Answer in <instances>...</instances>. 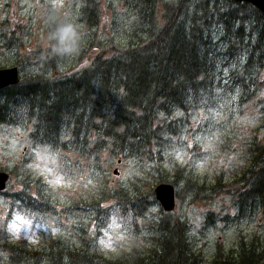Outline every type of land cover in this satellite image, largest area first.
Masks as SVG:
<instances>
[{"label": "rangeland", "instance_id": "obj_1", "mask_svg": "<svg viewBox=\"0 0 264 264\" xmlns=\"http://www.w3.org/2000/svg\"><path fill=\"white\" fill-rule=\"evenodd\" d=\"M94 2L99 10L95 26L82 21L83 0H0V69L17 67L20 76L29 75L57 52L60 73L93 59L101 50L97 42L128 46L145 36L148 27L136 0ZM217 24L206 30L213 86L178 113L176 134L152 148L148 158L113 157L102 146L90 156L98 135L93 130L85 136L82 129L81 137L73 139L70 125L58 142H44L21 121L26 119L20 107L11 123L0 125V172L11 177L0 193V264H23L13 256L25 250L43 257V250L56 243L70 249L67 257H77L83 248L106 263L142 257L165 212L155 200L139 217L125 214L129 210L120 194L132 201L136 187L155 188L159 178L171 182L178 173L182 185L190 179L195 188L168 213L187 226L185 264L236 256L241 241L256 243L264 256V214L257 203L242 200L252 145L264 147V62L248 72L252 75L241 74L248 57L244 45L225 43ZM253 26L247 20L245 36ZM62 34L66 43L56 50L53 41ZM239 77L245 80L243 88ZM21 192L24 202L27 197L33 202H20Z\"/></svg>", "mask_w": 264, "mask_h": 264}, {"label": "trees", "instance_id": "obj_2", "mask_svg": "<svg viewBox=\"0 0 264 264\" xmlns=\"http://www.w3.org/2000/svg\"><path fill=\"white\" fill-rule=\"evenodd\" d=\"M190 1L136 0L141 18L146 19L145 36L128 46L115 45L111 40L107 44L97 42L94 45L101 50H95L97 55L76 69L59 73L57 52L54 58L44 57L43 70L20 76L18 85L0 92V125L11 123L20 107L26 119L21 121L32 125L35 135L44 142H58L63 128L70 125L73 139L81 137L82 129L85 136L93 130L98 135L90 156L98 154L102 146L113 157L135 154L140 159L148 158L152 148L161 147L165 137L176 134L178 113L195 103L215 82L209 52L211 37L206 31L211 23L222 27L227 36L225 43L244 45L241 49L248 57L241 74L264 62V15L260 11L234 0H199L195 6ZM81 14L84 23L97 25L99 10L94 0H83ZM247 20L255 26L245 36ZM53 42L58 50L60 42L66 40ZM239 80L245 87L244 78ZM252 146L245 171L249 175L248 190L242 200L257 203L264 214V147L257 143ZM178 174L171 182L159 178L158 185H172L176 200L182 201L195 188L190 179L182 185ZM136 192L131 201L119 190L120 201L129 210L125 214L139 217L155 201L154 187H136ZM21 194L20 202H33L29 197L24 202ZM155 227L158 229L151 248L142 257L129 256L126 261L106 263L85 248L77 250V257H67L70 249L59 243L43 250V257L40 252L25 250L18 255L15 252L13 259L23 264H40L42 260L47 264H185L187 226L164 213ZM240 245L236 256L212 264L264 262L256 243L241 241ZM190 264L195 263L191 260Z\"/></svg>", "mask_w": 264, "mask_h": 264}, {"label": "water", "instance_id": "obj_3", "mask_svg": "<svg viewBox=\"0 0 264 264\" xmlns=\"http://www.w3.org/2000/svg\"><path fill=\"white\" fill-rule=\"evenodd\" d=\"M239 3H248L264 15V0H234ZM20 83V70L17 67L0 69V92ZM10 175L0 172V193L7 189ZM175 189L170 184H159L154 188V198L160 204L165 213H171L175 209Z\"/></svg>", "mask_w": 264, "mask_h": 264}, {"label": "clouds", "instance_id": "obj_4", "mask_svg": "<svg viewBox=\"0 0 264 264\" xmlns=\"http://www.w3.org/2000/svg\"><path fill=\"white\" fill-rule=\"evenodd\" d=\"M65 39V35H61V40L63 41Z\"/></svg>", "mask_w": 264, "mask_h": 264}, {"label": "snow or ice", "instance_id": "obj_5", "mask_svg": "<svg viewBox=\"0 0 264 264\" xmlns=\"http://www.w3.org/2000/svg\"><path fill=\"white\" fill-rule=\"evenodd\" d=\"M59 182V180H57V183ZM15 227V226H14Z\"/></svg>", "mask_w": 264, "mask_h": 264}]
</instances>
